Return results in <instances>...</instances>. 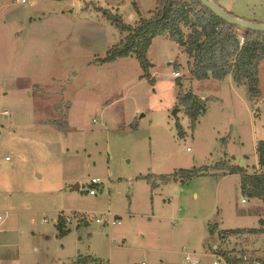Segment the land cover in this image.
Wrapping results in <instances>:
<instances>
[{"label":"rangeland","instance_id":"rangeland-1","mask_svg":"<svg viewBox=\"0 0 264 264\" xmlns=\"http://www.w3.org/2000/svg\"><path fill=\"white\" fill-rule=\"evenodd\" d=\"M213 1L264 24V0ZM156 5L0 0V264H213L220 252L242 251L264 257V236L229 234L257 228L264 200L243 194L238 174L213 169L225 161L251 174L257 166L264 62L253 106L230 76L192 79L187 56L166 36L147 50L148 77L133 56L98 63L128 34L113 21L134 27ZM189 92L205 100L194 127L178 99ZM194 167L210 174L185 184L170 177ZM106 214L120 224L94 221ZM59 215L71 218L62 238Z\"/></svg>","mask_w":264,"mask_h":264},{"label":"trees","instance_id":"trees-1","mask_svg":"<svg viewBox=\"0 0 264 264\" xmlns=\"http://www.w3.org/2000/svg\"><path fill=\"white\" fill-rule=\"evenodd\" d=\"M156 2V8L150 12V17L141 18L134 27L123 25L119 19L113 21L121 31L127 30L128 34L119 44L109 49L105 58L97 60L98 63H112L117 59L133 56L140 64L143 71L142 77H148V71L152 65L146 58L147 50L154 38L166 36L187 56V65L192 79L221 81L230 76L235 85L246 87L249 102L253 106L261 95L258 88V67L264 62V33L241 30L236 26L228 25L197 0H156ZM106 13L105 11L104 14ZM241 31H243L242 36L239 35ZM180 82L179 78L175 80L178 86ZM178 99L194 127L198 117L205 112V100L190 92L184 95L179 94ZM64 124L65 121L61 120L59 126L64 128ZM59 126L58 128L61 129ZM177 129L182 136L179 124ZM255 151L258 167L262 172L248 174L244 168L231 166L225 161L220 162L213 169L227 172V174H238L241 192L264 200V139L257 142ZM208 171V167L181 169L170 177L185 184L196 177L209 175ZM144 179L151 182L150 177ZM151 184L154 188L156 183ZM80 221L86 223L82 218L79 219ZM214 228L209 226L210 234L214 233ZM56 230L59 238L69 233L66 216L57 217ZM221 234L218 236L223 240L225 235ZM229 234L236 237L254 236L260 239L264 236V219L259 220L257 228L232 230ZM217 255H220L227 264H264V257L252 256L248 257L247 261L243 260V256L246 255L243 251L238 257L227 252H220Z\"/></svg>","mask_w":264,"mask_h":264},{"label":"water","instance_id":"water-1","mask_svg":"<svg viewBox=\"0 0 264 264\" xmlns=\"http://www.w3.org/2000/svg\"><path fill=\"white\" fill-rule=\"evenodd\" d=\"M197 1L201 5L206 7L218 19H220L222 22H224L228 25L236 26V27L240 28L241 30H248L251 32L264 33V24L248 22V21H244L242 19L232 17L230 14L226 13L224 10H222L218 5H216L211 0H197ZM173 116H175V112L173 113ZM163 180H169V178H165ZM75 189H77V188H75ZM85 262H86V260H81V264H84Z\"/></svg>","mask_w":264,"mask_h":264},{"label":"built area","instance_id":"built-area-1","mask_svg":"<svg viewBox=\"0 0 264 264\" xmlns=\"http://www.w3.org/2000/svg\"><path fill=\"white\" fill-rule=\"evenodd\" d=\"M15 3H19V4H24L27 2V0H14ZM240 42L242 43V40H240ZM174 77H179L178 72H172ZM92 186L98 185L99 184V180L97 178H92L90 181ZM89 194L91 196L96 194V191L94 189H90L89 190ZM243 201V200H242ZM3 221V216L2 214H0V223H2ZM71 218L67 219V222H70ZM94 221L98 224H106L108 226H115L120 224V221L113 218L110 214H106V216L104 218H95ZM243 260L247 261L248 257L247 256H243ZM133 264H138V263H133ZM139 264H145L144 262H141ZM190 264H197L194 261H191ZM213 264H227L225 262V260L221 257V256H217L216 260L213 262Z\"/></svg>","mask_w":264,"mask_h":264},{"label":"crops","instance_id":"crops-1","mask_svg":"<svg viewBox=\"0 0 264 264\" xmlns=\"http://www.w3.org/2000/svg\"><path fill=\"white\" fill-rule=\"evenodd\" d=\"M257 114V113H256ZM260 141V140H259ZM258 142V141H257ZM257 142H256V145H257ZM256 149V146L254 147V150ZM255 154H256V151H255ZM256 159H257V166H255V167H253L254 168V172H262L260 169H259V167H258V158H257V155H256ZM243 164H246L245 162L243 163ZM17 195V194H19V195H21L22 193H20V192H17V191H14V192H12V195ZM13 195V196H14ZM0 214H2V213H0ZM2 216H3V214H2ZM4 216H3V221H2V223H0V229H1V227L4 225ZM8 227V224H6V228ZM6 230V229H5Z\"/></svg>","mask_w":264,"mask_h":264}]
</instances>
